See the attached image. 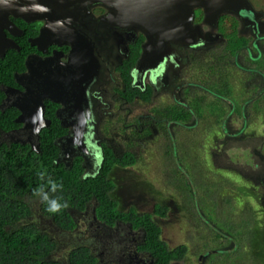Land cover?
Instances as JSON below:
<instances>
[{"label":"flooded vegetation","instance_id":"1","mask_svg":"<svg viewBox=\"0 0 264 264\" xmlns=\"http://www.w3.org/2000/svg\"><path fill=\"white\" fill-rule=\"evenodd\" d=\"M223 1L227 10L217 13L215 19L213 16L206 18L204 8L194 5L186 23L184 16L178 14L180 8L176 9L177 14H173L171 21L169 10L164 5L165 0H116L111 8L99 0H34L36 9H47L55 13L54 24L58 32L55 30L50 35L54 41L40 50L32 41L38 37L46 20L42 18L27 22L21 17L8 16L16 33H11L8 27H2L5 38L13 43V47L5 48L0 59L4 58L9 49L23 53L24 58L23 68L12 73L15 84H0V109L14 107L10 104L19 102L26 90L34 88L32 79L29 80L30 65L39 74L36 79L39 85H42L43 78L54 75L55 82L59 83H54L56 87L70 90V82L67 83L68 88L63 86L62 74L67 76L70 70L78 77L81 74L77 71V65L73 66L69 61L71 39L83 40L90 45L96 75L85 87L83 78L75 79L74 84L82 87L85 93L80 118L75 120L74 126H62L56 114L62 104L43 99V116L49 120L48 126L51 119L46 115V102L54 103V116L65 129L63 134L53 139L57 147L54 163H62L69 168L73 159H77L83 168L82 177H95L104 161V149H110L115 155L128 150L136 154L140 162L142 157L137 147L146 142L160 141L164 154L163 164L169 173L181 175L177 188L184 191H192L193 188L201 190L197 188L194 176L200 173L197 170L211 167L212 164V170L207 172L213 175L221 172L222 175L209 188L206 187L213 195L212 202H216V192L219 191L216 189L220 183L225 184L228 191L232 188L235 192L232 196L241 200L242 208L252 207L260 235L264 237V174L260 175L261 185H257L242 172H232L213 163L215 157H212L210 149L212 143L222 144L249 132L263 136L259 145L260 148L264 146V0ZM174 2L184 10L186 3L191 1ZM138 10L140 13H137ZM173 27H188V31L175 37L168 30ZM232 31L245 40L234 55L226 50L228 41L225 34H231ZM146 43L155 48L151 45V51L147 59H144L143 46ZM74 44H77L76 49L80 47V50H86L84 45L76 41ZM88 61L89 57L83 55L82 68L88 65ZM224 85L225 94L219 89ZM72 102L74 100L70 98L69 103ZM214 104L215 109L222 112L221 115L216 112H203L199 115L196 112L199 107L207 109ZM14 108L18 116L19 110ZM186 112L189 113L188 118H185ZM202 118L208 122L206 128L201 127L196 132L197 122ZM17 123V128L2 133L0 141L8 144L26 143L38 153L39 137L24 128V123ZM186 142L193 144L196 150L193 157L183 154ZM258 159H263V156L259 155ZM184 161H190L188 167ZM138 163L112 169L110 176L115 183L113 196L122 210L134 207L139 212H150L140 211L132 205L123 208L116 196L118 186L114 174L121 170H131ZM185 172L190 175L189 179L184 178ZM232 173L240 181L233 180ZM185 198L193 199L192 195H184V202ZM231 201H234L233 198ZM86 205L83 211H69L74 221L71 230L56 226L51 219L42 215L40 218L55 230L69 232L79 225L80 219L75 216H87L86 231L92 235V241L77 246L87 247L90 254L97 258V264H157L156 257L143 246L144 230L141 226L134 227L132 222L124 220H115L113 225H108L94 215L95 202L91 200ZM154 205L151 206L152 210ZM164 205L167 207L165 216H152L160 226L163 240L162 224L170 216L172 203ZM244 215H248L245 210ZM225 218L221 219L224 224L227 221ZM233 236L228 231L214 232L212 240L206 244L208 246L201 251L197 250L200 251L197 264H216L218 259L227 260V264H231L236 258L241 260L247 256L243 249L239 251L235 250V245H225L226 239ZM97 242L100 246L96 249ZM213 245L217 247L212 248ZM257 251L261 253L258 247ZM188 260L187 250L181 258L172 259L168 264H185Z\"/></svg>","mask_w":264,"mask_h":264},{"label":"trees","instance_id":"2","mask_svg":"<svg viewBox=\"0 0 264 264\" xmlns=\"http://www.w3.org/2000/svg\"><path fill=\"white\" fill-rule=\"evenodd\" d=\"M225 36L228 41L226 50L231 55H234L245 43L235 31L231 34L226 33ZM23 58V53L11 49L6 52L4 58L0 59V84H15L12 73L23 68ZM1 100L0 91V102ZM54 106V103L46 102V115L51 122L48 127L40 131L38 153L26 143L8 144L0 141V264H97V258L90 254L85 246L71 248L64 263L52 257L58 242L31 220L28 199L32 198L39 199L40 215L51 219L56 226L65 230L74 227L73 217L69 211H83L86 204L92 200L95 202L94 215L106 224L113 225L115 220H124L132 222L134 227L141 226L144 230L143 246L156 257L157 264H168L172 259H179L186 254L188 249L185 244L169 246L161 238L160 226L152 219V216L166 215L167 207L164 204L155 203L150 212H139L134 207L126 211L119 208V203L113 196L115 183L110 173L115 166L128 167L138 163L139 158L136 154L127 150L121 155H115L110 149H104V161L100 172L95 177L86 178L82 177L83 168L77 159H73L69 168L62 163H54L57 147L53 139L65 132L54 116ZM208 109L210 112L199 107L198 114L213 113V110L209 107ZM17 114L18 111L14 107L0 109V136L3 132L19 126L15 122ZM188 116L189 113L186 112L185 118ZM52 183L58 185L56 191H52ZM61 185L62 187H59ZM40 188H43L51 199H58L62 204L67 202L68 207L55 214L48 212L47 203L34 195V192ZM231 199L225 197L224 203L234 212L236 208L247 211L248 215H244L243 225L259 236L260 231L252 207L242 208L241 200L234 197V201ZM226 215L227 221L232 219L231 215ZM227 226L231 227L229 224Z\"/></svg>","mask_w":264,"mask_h":264},{"label":"rangeland","instance_id":"3","mask_svg":"<svg viewBox=\"0 0 264 264\" xmlns=\"http://www.w3.org/2000/svg\"><path fill=\"white\" fill-rule=\"evenodd\" d=\"M220 87H222L219 88L220 92L225 94V85ZM233 102L235 103L234 100ZM215 107L214 104L210 109L213 110V112H216L217 115H221L222 112L215 109ZM207 110L210 112L208 107ZM199 111V108H197L196 112L200 113ZM237 113L242 114L241 111H238ZM207 123V120H204V118L199 119L195 128L196 132H199L201 127L202 129L206 128L205 126ZM262 128L264 131V127ZM261 139L263 140V136L259 137L257 133L249 132V134L240 138H230L227 142L222 144H218L219 142L212 143L211 145L213 147L210 149L211 153L213 152L212 157H215L213 158L215 161L213 163L222 166V168H226V170L230 169L232 172L236 170L240 171L252 182L261 185L260 175L264 174V167L262 165L264 164V146L263 148H260L259 145ZM185 146L186 148L182 150L183 154H185L184 156L193 157L196 152L193 144L186 142ZM137 150L142 157V160L138 165L131 168V170H121L114 174L118 186L116 196L119 198L120 204L123 208H128L132 205L140 209V211H151L153 203H172V207H170V216L165 223L162 222L163 238L170 246H175L180 243L187 245L189 260L185 264H197V254L200 253L201 249L205 246H208L206 244H209L208 242L212 240L213 233L216 231H228L233 233V239H226L225 245H235V250L243 249L244 252L249 253L241 260L236 258L237 260H233L231 264H264V245L262 243L264 242V237H262V235L257 236V234L251 232L243 225L244 210L236 208L234 212L230 209V206L224 203L225 197L233 198L232 194H235L233 189L231 188V190L229 188L230 191H228V187L225 184L220 183L218 189H216L219 190L216 192V202H212L213 195L208 188L209 185L215 183L216 178H222L221 172L217 175L207 172L212 170V164L211 167L197 170L200 171V173L194 176V178L197 188L201 190L193 188L192 191L188 189L184 191L176 186L179 179H181V175L169 173L168 168L163 164L164 154L162 152V143H160V141L140 144V146L137 147ZM259 155L263 156V159H258ZM184 162L188 167L190 161ZM191 168L196 172L195 168L192 166ZM231 175L233 176L231 177L233 180L235 179L237 182L240 181V178H238L236 174L232 173ZM189 176L190 175L185 172L184 178L189 179ZM206 187L208 188L206 189ZM224 190H226V192H224ZM184 195L185 197H190V195H192L193 199L186 200L185 198L184 202ZM28 202L31 209V220L36 222L42 231L47 232L50 237L58 242L57 249L54 254H52L53 258L64 263L69 249L92 241V235L86 231L87 216H75L78 220L80 219L78 227L73 231L62 232L55 230V228L47 221L40 218V213L38 211V198L28 199ZM216 211L217 213H215ZM198 213L200 217L198 216ZM216 214L219 216H216ZM226 214H229V216L231 215L232 219H229L226 222V227L224 223L222 227L221 222L226 217ZM201 217L203 218L200 222ZM227 224L231 227L229 228ZM244 232L246 233L244 236L245 239L243 238ZM247 237L248 239H246ZM93 238L98 240L97 237L93 236ZM99 246L100 243L97 242L96 249L99 248ZM211 247L214 248L217 246L213 245ZM257 247L261 251L260 254L257 251ZM199 249L200 251H197ZM220 263L227 264L229 261L218 259L216 264Z\"/></svg>","mask_w":264,"mask_h":264},{"label":"water","instance_id":"4","mask_svg":"<svg viewBox=\"0 0 264 264\" xmlns=\"http://www.w3.org/2000/svg\"><path fill=\"white\" fill-rule=\"evenodd\" d=\"M50 1V0H48ZM101 3H104L108 5L110 8L114 7L116 0H99ZM140 1H147L148 0H137ZM169 3L166 2L164 5L167 6V9L169 10V16L172 21V17H174L173 14H177V8L178 14L183 15L185 18V22H188L189 17H191L192 14V7L194 5L201 6L204 8L206 18L212 17L213 19L216 18L217 13L220 11L227 10L226 6H224L223 0H190L191 2H187L185 5V9L182 10L181 5H176L174 1L178 0H168ZM181 2V0H179ZM34 0H0V57L4 55V50L7 47H13V43L10 40H7L4 36V31L2 29L3 26L8 27L9 31L11 33H16L13 30V24H11V21H8V16L12 15L14 17H21L27 22L35 20V19H45L46 24L40 29V34L38 37H36L32 44H35L38 49L44 50V47L47 43L53 42L50 38V35L52 36L53 33H55V30L57 28L54 24V15L55 13L47 11V9H41V8H35L34 6ZM149 5V4H148ZM162 5V4H161ZM159 5V6H161ZM147 7V6H146ZM166 9V10H167ZM137 13H140V10H138ZM167 15V14H165ZM4 20L3 22H1ZM8 23V24H5ZM54 24V25H53ZM10 25V26H9ZM187 28L177 29V27L168 28L171 35H174L175 37L182 36L187 33ZM167 30V31H168ZM58 32V30H57ZM56 32V33H57ZM83 38H81L82 40ZM74 41H76L79 45H84V49L86 50H80V47L76 49V45L74 44ZM149 43V42H148ZM146 43L144 47V59H147L148 53L151 51L152 47ZM71 45L72 49L69 54V61L73 66L77 65V71H80L79 77L74 75V72L72 70L69 71L68 75L62 74L63 79V86L65 88H68L67 83L70 84V90L61 89L56 87L54 83V75L47 76L43 78L42 85H39L36 83L37 74L36 70L31 68L29 66V72H30V79L33 81V89L26 90L22 97L20 98L19 102H13L10 104L11 106L16 107L19 110V115L16 117L15 121L24 123V128H28L37 138L39 137V132L43 127H47L49 124V120L45 119L43 116V110H44V104L43 99L47 98L53 102L61 103L62 106L57 109L56 114L59 118L60 124L64 127H67L69 125L74 126L75 120L77 118H80V115L83 111L82 106L84 105V102H82V99L84 98L85 93L83 94L82 87H79L74 84L75 79L79 80L83 78V82L86 83L83 87L87 86L88 83L92 81L95 77L96 67L94 66L95 59L92 55L90 45L85 41H77L74 39H71ZM88 51V52H87ZM87 53L89 54L87 56ZM89 57L88 65H84V68H82V56ZM93 62V65H92ZM73 72V74H72ZM44 77V76H43ZM61 78V77H60ZM59 84V83H58ZM73 99L74 102L71 104L69 103V99ZM56 143H58L56 141ZM63 150V149H62ZM71 153V152H70Z\"/></svg>","mask_w":264,"mask_h":264},{"label":"clouds","instance_id":"5","mask_svg":"<svg viewBox=\"0 0 264 264\" xmlns=\"http://www.w3.org/2000/svg\"><path fill=\"white\" fill-rule=\"evenodd\" d=\"M41 176L43 177V174H41ZM58 185H56L55 183L51 184V189L52 191H56L57 190ZM59 187H62L59 186ZM34 195L39 196L43 202H46L48 207H47V211L50 213H58L60 212L62 209L67 208L68 204L67 202H64L63 204L59 202L58 199H51L48 195V193L43 189L40 188L38 190H36L34 192Z\"/></svg>","mask_w":264,"mask_h":264}]
</instances>
